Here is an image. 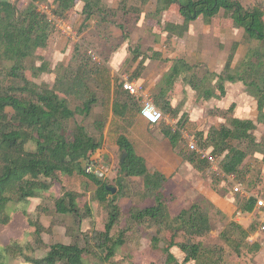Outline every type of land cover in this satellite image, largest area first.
<instances>
[{
    "label": "trees",
    "instance_id": "1",
    "mask_svg": "<svg viewBox=\"0 0 264 264\" xmlns=\"http://www.w3.org/2000/svg\"><path fill=\"white\" fill-rule=\"evenodd\" d=\"M46 1L28 0L27 6L19 9L16 3L0 0V226H6L10 222L15 206L21 205V213L27 218L26 205L31 199L43 202L45 196L53 197L52 189L62 177L75 176L84 177L95 187L94 200L106 206L107 221L102 230L94 229V224H91L90 231L83 232V222L92 217L90 206L85 201L81 203L77 193L67 191L60 184L62 193L53 198V210L55 214L71 220L66 229L70 243H53L43 257L34 258L26 254L27 251L35 252L32 245L14 242L0 248V264H8V260L18 257L26 264H89L91 259L97 264L110 263L127 244L129 237L126 234L131 227L135 225L139 230L147 223L164 226L172 231L169 242L162 249L165 264H222L223 250L220 247H206L191 241L192 238L204 237L212 231L206 210L195 204L171 219L163 199L166 179L158 172H149L146 160L125 134V128L131 127L135 120L146 122L140 116V104L122 90L120 81L114 89L106 78L99 81L95 71H89L90 74L87 75L85 70L79 71L81 66H75L74 71L71 70V65L67 68L69 72L58 75L51 88L38 85L28 78L27 74L32 78H39L50 73L45 62L40 66H36L34 62L36 51L47 47L54 31L46 17L35 8V3ZM76 1L51 0L48 4L53 7L57 17L64 19L74 8ZM78 1L83 5L84 22L91 21L95 13L107 10L103 0ZM151 1L140 0L143 4ZM173 6L177 7L182 23H166L164 32L168 37L182 39L189 32L190 25L198 19L211 23L213 19L223 15L232 21L235 28L243 31L249 44H256L255 47L246 46L243 58L235 67L233 60L238 50L237 44L233 46L219 74L205 71L207 82L215 83L212 89H204L203 98L205 101L221 100L226 96V84L241 83L255 101L257 122L264 124V5L263 8L248 9L237 0H156L155 13L160 15ZM129 11L131 9L126 8V12ZM140 57L141 55L136 54L132 59L137 65L129 77L131 80L138 79L145 69L146 58L142 56L139 60ZM178 68L184 74L183 81L194 90L197 91L201 85L204 87L203 81L199 82L196 77L197 65H191L182 59L173 62L153 92L155 106L164 116L171 118H176L179 113V109H175L170 100V92L179 77ZM213 89L218 91V95ZM100 93L104 95L100 96ZM111 95L113 99L110 111L113 120H116L117 129L115 144L119 153L126 154L124 162L117 166L115 183L118 193L115 194L108 190V183L101 180L104 175L98 177L86 170L90 168L91 156L102 147L105 123L100 119L94 121L98 137H93L78 122V118L80 121L89 118L96 105L106 104L107 100L109 102ZM74 98L80 104L71 108L69 102ZM234 108L231 105L230 110ZM71 123L74 128L69 140L66 135ZM162 123L164 122L157 126ZM255 129L256 124L251 120L231 118L228 126L211 128L205 135L197 133L193 138L198 148L209 151L216 158L222 157L219 166L221 174L231 175L236 179L248 154L236 147L234 142L247 143L255 153L264 157V137L261 142H256L252 134ZM160 132L170 147L175 148L180 133L173 132L168 127L162 128ZM183 158L198 170L210 166L208 161L200 159L193 152L183 155ZM130 178L143 180L145 194L153 198L155 204L145 209L135 207L130 211L129 217L123 218L119 201L126 197L125 180ZM255 203L256 200L249 197L239 206L240 212L253 213ZM35 211L38 218L42 214H49L40 205ZM38 218L36 221H29V227L33 230V245L41 248L44 246L43 233L49 230H45ZM122 220L125 221V226L120 228ZM179 232H183L188 240L177 243ZM250 234V230L231 222L220 234V239L238 254L240 241L245 242ZM157 244L158 241L154 238L153 247L156 248ZM173 248L179 250L181 262L171 252Z\"/></svg>",
    "mask_w": 264,
    "mask_h": 264
},
{
    "label": "rangeland",
    "instance_id": "2",
    "mask_svg": "<svg viewBox=\"0 0 264 264\" xmlns=\"http://www.w3.org/2000/svg\"><path fill=\"white\" fill-rule=\"evenodd\" d=\"M50 1L47 0L45 3ZM237 1L248 9L263 8L264 5V0ZM155 2L156 0H152L148 4H143L140 0H124V2L103 0L107 10L104 13H95L91 21L84 22L83 5L77 0L74 8L64 17L73 28L76 37L72 40L60 32L53 31L47 47L37 50L34 58L36 66L45 62L50 73L39 78H32L30 74L27 76L38 85H47L51 88L58 75L65 71L69 72L67 69L69 65L74 71L75 66H81L79 71L85 70L87 75L90 74L89 71L92 73L95 71L98 73L99 81L104 77L115 89L121 78H129L132 75L137 65L132 59L139 54L141 55L139 60L142 56L146 58L145 69L136 80H140L153 96L156 85L173 62L182 59L191 65H197L196 77L204 84V87L201 85L197 91L183 81L184 74L178 68L179 77L170 92L172 106L179 109L176 118L165 116V122L153 128L137 119L131 127L125 128V134L134 142L137 152L146 160L149 172H158L166 179L163 199L171 219L180 211L195 204L208 212L212 231L204 237L192 238L191 241L206 247H220L223 250L222 264H264V230L261 229L264 226V210L257 209L250 214L240 212L239 206L247 198L233 192L231 181L210 166L198 170L183 158V155L189 153L186 148L188 139H194L197 133L205 135L211 128L228 126L231 118L255 122L256 129L252 134L256 142L262 141L264 124L257 122L255 101L241 83L226 84V96L221 100L205 101L203 98L204 89H212L215 83L207 82L205 71L219 74L233 46L237 44L238 50L233 60L235 67L243 58L246 46L255 47L256 44L254 42L249 44L244 38L243 31L235 28L232 21L223 15L216 17L211 23L205 22L202 18L198 19L190 25L189 32L182 39L168 37L164 32L165 24L169 22L181 24L182 19L175 6L160 15L156 14ZM16 4L19 9H23L27 6L28 0H20ZM123 6L130 8L131 11L126 12ZM177 66L179 67V64ZM213 90L218 95V91ZM103 95L100 93V96ZM112 99L111 95L109 102L107 100L106 104L96 105L89 118L84 121L78 118V122H81L93 137H98L93 125L94 121L100 119L105 123L102 147L91 156L89 166L93 174L102 173L104 177L101 180H105L108 187L115 188L118 193L115 178L121 153L115 144L117 129L116 120H113L110 111ZM69 103L71 108L80 104L75 98ZM231 105L235 106L233 110H230ZM8 112L12 114L10 109ZM165 127L180 133L175 148L170 147L161 135L160 130ZM73 128L74 124L71 123L66 135L69 140ZM234 145L248 154L234 182L240 185L242 193L248 197H264V157L255 153L253 147L248 146L247 143L234 142ZM221 159L222 157H217L218 166ZM125 183L126 197L119 201L123 218L129 217L130 211L136 209L135 207L145 209L154 206L153 198L145 194L141 178L126 179ZM60 184L64 185L67 191L77 193L81 203L85 201L90 206L92 217L83 222L82 231L89 232L91 224H94V229H103L107 221V209L105 205L94 200L95 187L84 177H62L52 189L53 197L45 196L43 202L40 199L29 201L26 205L27 218L21 213V205L14 207L10 222L6 226H0V248L14 242L19 245L30 244L35 252L27 251L26 254L41 258L47 253L51 244L70 243L66 229L71 224V220L55 214L53 210V198L59 197L62 193ZM39 205L49 214H42L38 218L35 209ZM37 218L45 230H49L43 233L44 246L41 248L33 245L31 236L33 230L29 227V221H36ZM231 222L251 231L245 242L240 241L238 254L220 239V234ZM124 226L125 221L122 220L119 227ZM171 235L172 231L164 226L147 223L138 230L134 225L126 234L129 237L127 244L118 251L110 263L106 264H165L162 249L164 244L169 242ZM154 238L158 241L156 248L153 247ZM187 240L188 237L183 232L177 234V243ZM171 252L180 262L182 261L177 248H173ZM97 263L94 259L89 262V264ZM8 264L26 263L18 257L8 260Z\"/></svg>",
    "mask_w": 264,
    "mask_h": 264
},
{
    "label": "built area",
    "instance_id": "3",
    "mask_svg": "<svg viewBox=\"0 0 264 264\" xmlns=\"http://www.w3.org/2000/svg\"><path fill=\"white\" fill-rule=\"evenodd\" d=\"M10 4H15L17 0H4ZM36 11L44 15L47 22L54 28V31L60 32L62 35L69 37L74 40L76 35L73 32V28L64 19L57 17L53 12V7L45 2L35 4ZM122 90L134 97L140 104V116L150 126H157L161 122H165V116L155 106L153 102V96L147 88L141 83L140 80H131L130 78L123 77L120 79ZM186 148L189 152H193L199 156L200 159H204L209 162L212 169L218 172L223 177L227 178L233 183V192L239 194L244 198H249L247 195L242 193L239 184L234 182V176H226L221 174L219 166L217 164V158L212 156L209 151L198 148L194 139H188ZM88 172L91 171V167L86 169ZM98 177H103L102 173L97 174ZM254 198V197H253ZM256 200L254 211L257 209L264 210V197L254 198ZM264 230V226L261 228Z\"/></svg>",
    "mask_w": 264,
    "mask_h": 264
},
{
    "label": "water",
    "instance_id": "4",
    "mask_svg": "<svg viewBox=\"0 0 264 264\" xmlns=\"http://www.w3.org/2000/svg\"><path fill=\"white\" fill-rule=\"evenodd\" d=\"M125 157H126V154L125 152H122L121 154V157H120V160H119V163H123L124 160H125ZM108 190L112 193V194H115L116 193V189L115 188H108Z\"/></svg>",
    "mask_w": 264,
    "mask_h": 264
},
{
    "label": "crops",
    "instance_id": "5",
    "mask_svg": "<svg viewBox=\"0 0 264 264\" xmlns=\"http://www.w3.org/2000/svg\"><path fill=\"white\" fill-rule=\"evenodd\" d=\"M146 124V123H145ZM143 127H144V125L143 124H141ZM148 126V125H147ZM258 215H260L261 216V214L260 213H258Z\"/></svg>",
    "mask_w": 264,
    "mask_h": 264
},
{
    "label": "clouds",
    "instance_id": "6",
    "mask_svg": "<svg viewBox=\"0 0 264 264\" xmlns=\"http://www.w3.org/2000/svg\"><path fill=\"white\" fill-rule=\"evenodd\" d=\"M36 4V3H35Z\"/></svg>",
    "mask_w": 264,
    "mask_h": 264
}]
</instances>
